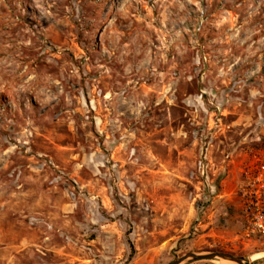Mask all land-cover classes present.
<instances>
[{
	"label": "rangeland",
	"instance_id": "374dc122",
	"mask_svg": "<svg viewBox=\"0 0 264 264\" xmlns=\"http://www.w3.org/2000/svg\"><path fill=\"white\" fill-rule=\"evenodd\" d=\"M257 157L264 0H0V264H264Z\"/></svg>",
	"mask_w": 264,
	"mask_h": 264
},
{
	"label": "built area",
	"instance_id": "2783aa9c",
	"mask_svg": "<svg viewBox=\"0 0 264 264\" xmlns=\"http://www.w3.org/2000/svg\"><path fill=\"white\" fill-rule=\"evenodd\" d=\"M257 159L252 169L246 172L241 202L250 235L264 238V159Z\"/></svg>",
	"mask_w": 264,
	"mask_h": 264
},
{
	"label": "water",
	"instance_id": "95a60500",
	"mask_svg": "<svg viewBox=\"0 0 264 264\" xmlns=\"http://www.w3.org/2000/svg\"><path fill=\"white\" fill-rule=\"evenodd\" d=\"M215 260L232 261L237 264H252V262L247 261L243 257H238L220 252L189 253L171 262L170 264H188L191 262L215 261Z\"/></svg>",
	"mask_w": 264,
	"mask_h": 264
},
{
	"label": "bare ground",
	"instance_id": "6f19581e",
	"mask_svg": "<svg viewBox=\"0 0 264 264\" xmlns=\"http://www.w3.org/2000/svg\"><path fill=\"white\" fill-rule=\"evenodd\" d=\"M223 262H225V264H237V263H234L232 261H223Z\"/></svg>",
	"mask_w": 264,
	"mask_h": 264
}]
</instances>
